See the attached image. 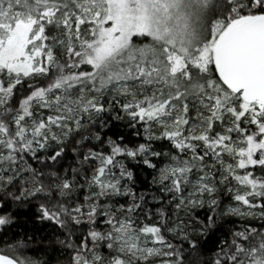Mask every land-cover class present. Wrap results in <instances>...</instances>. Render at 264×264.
I'll return each mask as SVG.
<instances>
[{
	"label": "rangeland",
	"instance_id": "1",
	"mask_svg": "<svg viewBox=\"0 0 264 264\" xmlns=\"http://www.w3.org/2000/svg\"><path fill=\"white\" fill-rule=\"evenodd\" d=\"M79 1L81 19L86 20L74 27L80 53L68 68V73L76 70L79 76L71 73L64 85L35 97L32 107L37 114L16 110L0 116V159H7L10 141L17 138L2 128L5 124L16 134L41 130L57 142L78 129L81 119L94 118L103 97L120 98L134 105L135 113L154 120L156 136L175 130L182 122L190 140L202 143L213 135L211 144L217 147L211 155L215 166L192 171L166 163L157 169L171 220L156 229L125 212L110 236L117 253L132 264L154 259H161L154 264H170L171 245L164 241L166 236H185L186 214L195 207L214 206L220 190L234 196L223 203L225 214L264 219L260 168L264 163V102L246 99L241 90L228 85L216 64V46L228 27L221 16L235 0ZM252 3L249 0L245 8ZM68 15L66 0H0V79L3 71L10 85L23 75L43 77L39 66L46 32L67 22ZM62 24L50 44L54 53L63 54L68 48L70 35ZM212 66L217 80L206 74ZM201 83L204 92H197ZM218 89L228 93L229 98L222 95L226 104L220 103ZM3 97L0 92V110ZM252 164L251 170L245 168ZM90 191L121 196L128 188L124 177L99 172L90 180ZM169 193H176L178 202H171ZM100 258L95 249L88 262L79 264H97Z\"/></svg>",
	"mask_w": 264,
	"mask_h": 264
},
{
	"label": "trees",
	"instance_id": "2",
	"mask_svg": "<svg viewBox=\"0 0 264 264\" xmlns=\"http://www.w3.org/2000/svg\"><path fill=\"white\" fill-rule=\"evenodd\" d=\"M251 1L249 9L245 8L249 0H235L231 8L228 5L221 16L228 23L227 29L264 14V3ZM66 5L67 22L46 32V50L40 66L36 65L44 69V76L23 75L10 85L2 72L0 92L5 97L0 116L16 110L37 114L32 107L35 97L64 85L71 73L79 76L76 70L68 73V68L80 53V39L74 34V27L86 19H81L83 4L79 0H66ZM239 18L240 21L230 25L229 22ZM61 24L70 35L63 54L54 53L50 47ZM210 73L213 76L210 79L217 80L216 68L212 66L207 76ZM203 89L202 85L197 92H204ZM215 92L220 103L226 104L223 97L229 98L228 93H221V89ZM133 106L120 98L105 96L94 118L81 119L78 129L57 142L41 130L16 134L9 123L2 127L17 138L10 141L7 159H0L1 254L20 264H79L88 262L96 249L101 256L97 264H132L111 245L112 228L121 215L127 212L139 216L156 229L168 224L171 211L167 195L160 191L157 169L166 163L183 169L191 167L192 171L200 166H215L211 155L217 143L212 146L213 135L202 143L190 140L182 122L175 130H164L161 136H156L154 120L135 113ZM191 145L195 150L188 149ZM254 167L252 164L245 168ZM260 168L264 174V163ZM99 172L124 177L128 191L121 196L92 195L90 180ZM261 181L264 192V177ZM175 194L169 193L171 202H178ZM233 197L220 190L214 206L195 207L186 214V235L166 236L164 240L171 245L170 264H264V219L225 214L223 203Z\"/></svg>",
	"mask_w": 264,
	"mask_h": 264
},
{
	"label": "water",
	"instance_id": "3",
	"mask_svg": "<svg viewBox=\"0 0 264 264\" xmlns=\"http://www.w3.org/2000/svg\"><path fill=\"white\" fill-rule=\"evenodd\" d=\"M217 65L246 99L264 102V14L228 28L217 46ZM0 264L20 263L0 254Z\"/></svg>",
	"mask_w": 264,
	"mask_h": 264
},
{
	"label": "bare ground",
	"instance_id": "4",
	"mask_svg": "<svg viewBox=\"0 0 264 264\" xmlns=\"http://www.w3.org/2000/svg\"><path fill=\"white\" fill-rule=\"evenodd\" d=\"M1 254V253H0ZM3 255H5V254H3Z\"/></svg>",
	"mask_w": 264,
	"mask_h": 264
}]
</instances>
